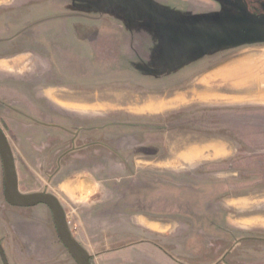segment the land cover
I'll return each mask as SVG.
<instances>
[{"label":"rangeland","instance_id":"rangeland-1","mask_svg":"<svg viewBox=\"0 0 264 264\" xmlns=\"http://www.w3.org/2000/svg\"><path fill=\"white\" fill-rule=\"evenodd\" d=\"M181 1L159 7L157 21L150 20L149 8L137 10L141 21L168 25V31L155 32L158 46L150 47L149 32L118 30L116 6L123 1L92 0L86 6L84 0H0V29L12 30L3 40L21 31L8 53L28 57L25 74L35 77L28 87L0 86L5 91L0 100L20 102L4 107L24 109L40 123L58 126L44 130L0 108L18 191L39 193L48 187L71 213L66 203L78 209L97 206L105 200L104 187L111 188L125 204L117 208L122 214L117 218L102 203L104 227L118 220L127 225L132 217L157 223L163 231L144 232L142 238L171 257L159 253L153 258L158 264H221L219 259L264 264V175L249 158L264 157V104L234 102L223 91L214 97L200 86L243 57L264 62V34L253 27L264 21L248 18L226 0H203L201 16L188 14L187 2ZM229 21L242 24L223 29ZM33 60L46 62L48 70L34 67ZM211 82L217 89L218 81ZM36 89L49 90L37 99ZM65 186L79 187L80 197H68ZM241 203L253 211L241 213ZM176 206L188 210L189 238L188 219ZM199 223L205 238L192 231ZM54 231L45 207L7 205L0 161V246L7 263L70 264ZM90 258L91 264L102 262L100 256Z\"/></svg>","mask_w":264,"mask_h":264},{"label":"crops","instance_id":"crops-1","mask_svg":"<svg viewBox=\"0 0 264 264\" xmlns=\"http://www.w3.org/2000/svg\"><path fill=\"white\" fill-rule=\"evenodd\" d=\"M57 1H62V0H57ZM84 1H86V6H87L88 1H92V0H84ZM118 1H123V2H120L116 6L117 7V14H116L117 20L120 23L118 30L123 31V32H134V33L140 32L143 34L149 32L150 34V38H149L150 45L149 46L155 47V46H158L157 40H155L156 39L154 35L155 32H158L160 30L168 31V27H167L168 25H162V24L159 25V23H152L151 21H154V20L157 21V16L162 15L159 12V7H162V6L173 7L174 2L179 1V0H141L142 1L141 4L138 3L139 0H118ZM184 1L187 2L185 3L186 5L184 4L183 5L186 6V10L188 14H194L196 16H201L202 14H204L203 12L205 11L204 10L205 7L203 4L204 2L203 0H182L181 2H184ZM145 7L149 8L150 10L149 11L150 20H151L150 23L141 21V18H140L141 15L137 13L138 9L146 10ZM193 8L195 9L196 12H193ZM18 9L21 12H23L22 7L21 8L18 7ZM211 13H214V12L211 11ZM141 14H145V12ZM215 14L216 13H214V15ZM220 14H221V10H220ZM234 15H237V14H234ZM11 33H12V30L9 27H7V29H0V38L7 37ZM182 36L184 37L182 39L187 41L188 36L187 35H182ZM16 42L19 43V41H16ZM195 42L196 44L199 43V41H195ZM3 44H6L7 46H4ZM8 44L9 43H3L0 40V86L3 87L4 89V87L7 86V84L16 85L15 82H19L17 84L24 83V86L28 87L29 83L35 80V77H30L29 75L25 74V73H28L30 70L29 65L31 61L24 54H21V55L18 54L15 56L11 53H8L11 48L10 46L8 47ZM11 44L12 43H10L9 45ZM135 46L141 47L139 43H137V45ZM6 52L7 54H4ZM171 62L173 63V61ZM150 63L152 64V61ZM35 64L37 68L43 71H47L49 68L47 63L44 61L40 62V61L33 60L32 65L34 67H35ZM216 71L213 73H216ZM212 75L213 74L209 76H212ZM209 76L206 78H209ZM206 78H204L201 81V83ZM210 81H214V80H210ZM210 81L207 85L202 83L201 86L202 88H204L203 92L209 95H211L212 93L214 97L222 96L221 94H218L221 91H218L217 89H213L209 85L211 83ZM208 86L210 87L207 88ZM3 89L0 90V94H2V96L4 97L5 89L4 90ZM48 90L49 89L47 90L42 89L40 91V89H36L34 96L37 99L44 98V94H46ZM54 94L55 93L53 92V95ZM223 96H227V95L224 94ZM12 103H17V101H12ZM254 103L262 104L261 102H254ZM193 155L194 153L191 152L187 156L190 157ZM224 155L225 154H222L220 156H224ZM63 157L64 156H62V159ZM186 159L187 157L184 160ZM62 169L63 168H61V170ZM71 187L70 186L64 187L65 191L67 192L66 193L67 196L68 197L70 196L72 198L80 197L78 196V192L80 191V188L79 187L71 188ZM101 192L105 200L100 202V205H97V206L95 205L88 206V203H87L86 205L83 204V206L86 207L85 209H83L82 207L78 209V208H72L70 204L66 203L67 206L72 210L71 213L74 214V217L72 219H70L69 217L71 213L65 209L63 210L66 216V220H67L68 227H69L72 237L88 253L89 256L91 255L96 256L97 260L100 256L102 258V262L100 264H133L134 262L133 259H136V258L141 259L142 261L144 260L145 263L143 264H158L153 261V258L156 255H159V253H162L163 255L170 257L157 244H153L151 243V241L142 238V233L144 232L145 234H148V232L150 233V232H162L163 231V229L155 222H149L145 219L132 217V218H129V223L127 225L125 221L118 220V221H108L107 227H104V225H106L105 224L106 221L104 220L106 216H104L103 212L98 211L101 208L102 203L104 206L103 208H105V210L106 208H109L107 209L108 210L107 213L109 215H115L117 218H120L122 214L117 212V208H119L120 206L121 207L124 206L125 202H122L121 199H117L116 193L111 191V188L109 189V188L104 187V190ZM72 193H74L75 196L72 195ZM54 196L59 201L60 205L65 203V201L63 200L61 196L57 194H55ZM115 208L116 210L114 211L113 209ZM246 209H247V205L246 203H243L241 213H244L245 211H249ZM122 240L126 242L128 240V242L127 243L125 242L126 244L124 246L116 247L121 242H123ZM70 262H71L70 264H74L72 260H70Z\"/></svg>","mask_w":264,"mask_h":264},{"label":"water","instance_id":"water-1","mask_svg":"<svg viewBox=\"0 0 264 264\" xmlns=\"http://www.w3.org/2000/svg\"><path fill=\"white\" fill-rule=\"evenodd\" d=\"M246 27L252 25L245 23ZM260 33L264 34V25L253 26ZM0 161L3 171V195L6 203L14 208H34L36 206H45L51 213L58 239L66 249L68 255L75 264H90V256L72 237L68 223L66 221L63 209L59 201L46 193L21 194L18 191L17 175L14 166V159L10 145L0 128ZM0 259L2 264H8L0 246Z\"/></svg>","mask_w":264,"mask_h":264},{"label":"flooded vegetation","instance_id":"flooded-vegetation-1","mask_svg":"<svg viewBox=\"0 0 264 264\" xmlns=\"http://www.w3.org/2000/svg\"><path fill=\"white\" fill-rule=\"evenodd\" d=\"M229 4H231V5H233L234 7H236L237 9H239L240 11H242L243 13H244V15L245 16H247L248 18H250V19H263V21H264V0H226ZM235 16H237V15H235ZM231 22H232V20H231ZM237 22V21H236ZM236 22H234V23H230V21L228 22V23H226L225 25H223V23L222 24H220V26L221 25H223V26H225V27H222L223 29H226V30H230L231 28H236L237 29V27H239V26H241V24L242 23H236ZM243 22H248V21H243ZM263 25H264V22H263ZM27 27H25V29H26ZM198 28H200V27H198ZM223 29H221V30H223ZM26 30H28V29H26ZM25 30V31H26ZM216 31L217 30H219V29H215ZM19 32H21V31H18L17 32V35L15 36V34H13L10 38L8 37L6 40H3L4 38H2V42L3 43H12L13 42V37H18V36H20V33ZM14 33H16V32H14ZM22 34V33H21ZM11 35V34H10ZM17 46L15 45H12L11 46V48H13V49H15ZM10 50H12V49H10ZM0 95H2V94H0ZM17 103H19V102H17ZM16 103H12V102H9V103H7V104H4L3 102H2V100H0V108H3V109H5V110H9V111H12V112H14L15 113V115H17V116H19V117H22L23 119H25L26 120V122H28L29 124H33L34 126H39V128H42V129H44V130H52V129H58V126L57 125H52V124H49V123H40L39 121H37V120H35L31 115H27V114H25L27 111H22V110H24V109H11V108H6V107H4V105H6V106H16L15 105ZM39 104V103H38ZM44 109V108H43ZM30 110L32 111V112H38L39 110H38V107H32V108H30ZM44 110H46V109H44ZM28 111H29V109H28ZM46 117V116H45ZM25 127H27V129H29L30 130V126L29 125H26ZM93 127H91V129H89L87 132H93ZM27 138V141H28V143L30 144L31 142H29L30 140H32L30 137H26ZM72 138L73 139H76L77 138V135L75 134V135H72ZM33 141V140H32ZM34 142V141H33ZM32 142V143H33ZM31 143V144H32ZM92 146V145H91ZM29 156H31L33 153H31V152H29ZM263 156V155H262ZM262 156H249V158L250 157H252V160L254 159L255 161V168L256 169H258L259 170V172L260 173H262L263 175H264V157H262ZM62 159V156L61 157H59V160H61ZM254 162H253V164H252V162H247V164L248 165H252V166H254ZM56 170V169H55ZM57 172L55 171V173H53L54 175L56 174ZM53 175V176H54ZM51 176H49L48 177V179H49V182H50V180H51V178H50ZM18 182V181H17ZM114 187H116V186H114ZM42 192L43 193H46V194H49V188L48 187H46V188H44L43 190H42ZM42 192H39V193H42ZM21 194H23L22 192H20ZM30 194H32V193H30ZM24 195H27V194H24ZM49 195H51V194H49ZM51 196H53V197H55L53 194L51 195ZM157 201H166V202H169V200L168 199H166V200H157ZM8 205V204H7ZM9 206V205H8ZM42 206V205H41ZM9 207H11V206H9ZM43 207H45V206H43ZM11 208H14V207H11ZM46 208V207H45ZM179 208V206H176L175 207V209H177L176 210V212H177V214H179L180 216H182V217H185V218H187L188 219V210H187V208L186 207H184V208H186V209H181V210H179L178 209ZM19 209H21V208H19ZM170 209H171V207H170ZM46 210L50 213V211L46 208ZM173 210V209H172ZM171 211V210H170ZM64 212V211H63ZM140 212V211H139ZM172 212V211H171ZM172 213H174V212H172ZM51 214V213H50ZM65 215V214H64ZM52 216V215H51ZM65 218H66V216H65ZM53 219V218H52ZM67 221V220H66ZM189 222H190V220L188 219L187 220V223H188V225H186V230H185V232H186V234L188 235V238H189V230H190V226H189ZM27 227H30L29 225L27 226ZM199 230L197 229V231L194 229H192V231H195V234H198L199 236H200V238H202V237H204V232L202 231V227H200V223H199ZM32 228V230L33 231H37V229L36 228H34V227H31ZM54 229H55V225H54ZM41 230V229H40ZM41 233V232H40ZM54 235L55 236H57V233H56V230L54 231ZM57 238H58V236H57ZM185 238H187V237H185ZM205 238V237H204ZM244 239V238H243ZM58 243H59V245L61 246V247H63L62 246V244L60 243V241H59V239H58V241H57ZM238 244V243H237ZM236 244V245H237ZM63 249H64V251L65 252H67L66 251V249L63 247ZM71 258V257H70ZM91 259V258H90ZM1 260V259H0ZM71 260H72V258H71ZM73 261V260H72ZM2 262V261H1ZM219 262L222 264V260L221 259H219ZM73 263L75 264V262L73 261Z\"/></svg>","mask_w":264,"mask_h":264},{"label":"bare ground","instance_id":"bare-ground-1","mask_svg":"<svg viewBox=\"0 0 264 264\" xmlns=\"http://www.w3.org/2000/svg\"><path fill=\"white\" fill-rule=\"evenodd\" d=\"M210 80L218 81L217 90L228 93L234 102H264V62L262 60L250 56L243 57L216 71L202 83L207 85ZM225 85H230L232 89L224 90ZM246 205L248 207L247 203Z\"/></svg>","mask_w":264,"mask_h":264},{"label":"built area","instance_id":"built-area-1","mask_svg":"<svg viewBox=\"0 0 264 264\" xmlns=\"http://www.w3.org/2000/svg\"><path fill=\"white\" fill-rule=\"evenodd\" d=\"M90 264H91V262H90Z\"/></svg>","mask_w":264,"mask_h":264}]
</instances>
